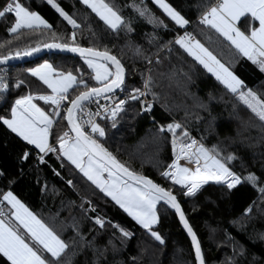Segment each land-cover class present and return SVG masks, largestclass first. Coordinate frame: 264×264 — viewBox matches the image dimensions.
<instances>
[{
    "label": "trees",
    "instance_id": "trees-1",
    "mask_svg": "<svg viewBox=\"0 0 264 264\" xmlns=\"http://www.w3.org/2000/svg\"><path fill=\"white\" fill-rule=\"evenodd\" d=\"M23 2L30 10L46 19L57 36L71 43L72 26L59 16L47 0ZM57 2L81 25L76 30V41L81 46L107 45L114 54L122 58L127 69L135 64L136 71L126 77L130 86L142 88L141 73L147 76V70L151 69L150 75L154 80L152 90L158 97L154 100L152 111L137 115L140 104L135 102L126 106L127 112L121 115L115 128L109 121H100L106 135L99 142L113 155L130 169L149 177L162 187H171L170 181L160 175L173 159L171 133L165 131L157 134V128L175 120L187 127L192 137L198 140L203 137V143L207 147L219 145L226 153L239 157L233 162V170L242 176L248 172L255 173L261 178V184H264V122L236 94L231 93L174 43L175 37L184 30L193 33L196 40L243 81L246 90L251 89L264 98V72L214 29L199 22L204 8L198 5H203L205 0H167L189 20L184 28L175 25L152 0H146L147 7L167 25L166 29L150 24L132 8L126 7L131 0H114L121 15L126 20H132L133 32L127 36L123 31L113 33L108 30L79 0ZM136 2L139 3V0ZM13 22L14 15L0 18V43L11 41V45H6L0 52L6 54L8 47L15 51L17 48L24 49L35 46L37 42L51 40L52 33L46 30L33 32L22 29L16 38L15 34L7 31ZM239 25L244 31H248V22L244 18ZM254 26H258L257 22ZM126 41L140 45L146 54H152L153 63L149 65L141 58L133 61L132 52L127 48L126 54L122 55L120 48ZM169 41L173 43L170 44ZM157 57L160 63H156ZM45 60L60 70H71L74 74L79 67L84 71L86 79L91 72L80 57L63 54H48L33 61L9 66L11 89L6 93L5 103L0 106V115L8 113L14 100L28 93L30 88L33 91H43L46 88L26 72V69ZM16 79L24 80L26 86L16 88ZM90 83L94 84V81ZM149 97L153 100L151 95ZM38 103L43 106V102ZM66 130L67 121L60 120L54 126L50 143L55 144V136ZM177 131L179 133L180 130ZM26 148L32 155L26 162H21L19 156ZM36 152L33 146L26 145V142L0 123V172L3 173L0 177V190H11L32 212L52 225L66 241L74 236L70 225L75 218L85 243L81 246L77 238L75 248L70 246L66 257L68 264H131L130 257L133 256L138 258L137 264H194L191 240L174 209L163 205V202L157 206L160 216L158 231L165 240L161 245L66 159H57L54 154H49L45 157L47 163L39 164ZM9 180H14V183L9 185ZM69 180L73 182V186L68 185ZM173 192L201 242L207 264H225L229 259L234 264H264V201L259 199V193L253 186L242 181L229 190L226 186L210 182L191 198L182 194L180 186L173 187ZM85 200L92 202L95 212L85 211L88 209ZM253 201L256 203L253 204ZM250 205L251 212L246 213ZM96 215L111 221L112 225L119 224L134 235L121 245L120 234L111 225L106 224L100 229L94 224L91 217ZM110 239L118 251L114 252L108 245ZM105 246L108 250L103 256L99 252L94 253V248Z\"/></svg>",
    "mask_w": 264,
    "mask_h": 264
},
{
    "label": "snow or ice",
    "instance_id": "snow-or-ice-1",
    "mask_svg": "<svg viewBox=\"0 0 264 264\" xmlns=\"http://www.w3.org/2000/svg\"><path fill=\"white\" fill-rule=\"evenodd\" d=\"M79 2L90 9L111 32L123 31L126 36L133 32L132 20H126L121 15L114 0ZM47 3L72 26L71 43L57 36L53 26L38 12L30 10L23 0H0V18L14 15V22L7 28L9 34H15L18 38L22 29L33 32L46 30L52 33L50 41L37 42L35 46L17 48L15 51L8 47L6 54L0 52V64L32 56L42 49H55L78 54L91 72L86 79L84 71L79 67L75 69L74 74L71 70L63 71L56 68L47 60L36 67L26 69L27 73L37 78L46 88L43 91H33L30 88L28 93L16 98L10 106V111L0 115V123L26 142V145L33 146V150H38L36 160L39 164L47 163L45 157L49 154H54L57 159H66L104 196L110 197L148 236L161 245L165 240L158 231L160 216L157 205L163 202V205L174 209L180 224L191 239L194 264H207L201 242L186 218L173 187L180 186L182 194L186 198H191L209 182L226 186L231 190L243 181L253 186L259 193V199L264 201V184H261V178L252 172L242 176L234 171L233 162L239 157L226 153L219 145L207 147L203 143V137L200 140L192 137L187 127L175 120L157 128V134L165 131L171 133L173 159L160 172L162 178L171 181V187H162L121 162L99 142L100 138L105 137L106 131L98 121H109L115 128L121 115L126 114V106L135 102L140 104V112L136 113L137 115L150 112L153 104L146 97L151 95L153 100L158 98L152 90L154 80L150 75L151 69L147 70L149 73L147 76L141 73L142 88L130 86L126 77L136 71L135 64L133 63L131 69H127L122 58L114 54L107 45L81 46L76 41V30L80 29L81 25L57 0H47ZM152 3L180 28L189 24V20L167 0H152ZM125 6L132 8L140 18L146 19L150 24L167 28V25L147 7L146 0H139V3L131 0V3ZM198 7L204 8L199 17L201 24L214 29L264 72V0H214V2L205 0V3ZM241 18L248 22V31H242L237 26ZM256 22L258 27L254 26ZM151 42L150 40L149 43ZM174 43L193 57L231 93L236 94L238 99L264 122V98L259 97L251 89L245 90L243 81L207 47L199 40L193 39L186 31L184 35L176 36ZM6 45H11V41L0 43V49ZM125 48L132 52L133 61L135 58H141L149 65L153 63L152 54H146L140 45L126 41L120 48L122 55L126 54ZM156 63H160L158 57ZM90 81H94V84ZM22 86H26L25 81L16 79L15 87ZM10 89L11 85L6 77L0 75V94L9 92ZM118 93H123V98H120ZM38 102H43V106ZM91 104L96 105L95 111L87 107ZM60 120L67 121L68 130L55 136V144L50 143L49 138L53 135L54 126ZM177 130H180L179 133ZM31 155L32 152L26 148L19 159L26 162ZM53 171L59 175L55 169ZM2 176L3 173L0 172V177ZM8 183L11 185L14 180H9ZM67 183L73 186L71 180ZM84 203L88 204L85 211H96L91 201L85 200ZM255 203L253 201V204ZM251 207L250 205L246 209V213L251 212ZM81 208L83 209V203ZM91 219L100 229L106 224L116 229L120 234L121 245L134 235L119 224L112 225L111 221L100 215ZM70 227L74 236L66 241L52 225L32 212L11 190H0V261H3V264H68L66 257L70 246L75 248L77 238L81 246L85 243L80 225L75 218ZM108 245L114 252L118 251L113 240L110 239ZM107 250V246L93 249L94 253L99 252L101 256ZM137 259L135 256L130 257L131 264H137ZM225 264L234 262L229 259Z\"/></svg>",
    "mask_w": 264,
    "mask_h": 264
},
{
    "label": "water",
    "instance_id": "water-1",
    "mask_svg": "<svg viewBox=\"0 0 264 264\" xmlns=\"http://www.w3.org/2000/svg\"><path fill=\"white\" fill-rule=\"evenodd\" d=\"M48 54H63V55H71V56H75V57H79L78 54H75V53H70V52H62L60 50H49V49H42L39 53H36L32 56H26V57H22L20 59H13V60H10L8 61V63L6 64H0V67L2 66H13V65H16V64H20V63H25V62H29V61H33V60H36V59H39L41 57H44ZM179 201V199H178ZM182 207V206H181ZM183 210V208H182ZM184 211V210H183ZM179 219V218H178ZM186 232V231H185ZM187 234V233H186ZM188 236V235H187ZM189 237V236H188ZM190 238V237H189ZM191 240V239H190Z\"/></svg>",
    "mask_w": 264,
    "mask_h": 264
},
{
    "label": "built area",
    "instance_id": "built-area-1",
    "mask_svg": "<svg viewBox=\"0 0 264 264\" xmlns=\"http://www.w3.org/2000/svg\"><path fill=\"white\" fill-rule=\"evenodd\" d=\"M185 31L188 32L187 30H184L180 35H184ZM188 33H190V32H188ZM190 34H191V37L196 40L195 35L193 33H190ZM0 70H2V71H0V75H4L6 77L7 82L10 84V69H9V66H2V67H0ZM6 93L0 94V106H2L5 103ZM118 95L120 96V98H123V96H124V95H121L119 93H118ZM146 99L149 100V101H152V104H153V107H154L155 101L152 100L149 96H147ZM87 107L90 108L91 110L95 111L96 105L95 104H91V105H88ZM153 107H152V109H153ZM152 109H151V111H152ZM150 112H146V113H150ZM100 121L101 120H99L98 122L100 123Z\"/></svg>",
    "mask_w": 264,
    "mask_h": 264
},
{
    "label": "crops",
    "instance_id": "crops-1",
    "mask_svg": "<svg viewBox=\"0 0 264 264\" xmlns=\"http://www.w3.org/2000/svg\"><path fill=\"white\" fill-rule=\"evenodd\" d=\"M241 19H243V18H241ZM240 21H241V20H240ZM240 21L237 22V26H238V27H240V25H239V22H240ZM257 24H258V22H257ZM257 27H258V26H257ZM240 29H241L242 31H244L241 27H240ZM228 42H229V41H228ZM42 63H43V62H42ZM35 67H36V66H35ZM36 79H37V78H36ZM48 91L50 92V90H48ZM49 142H50V138H49ZM37 151H38V150H37Z\"/></svg>",
    "mask_w": 264,
    "mask_h": 264
},
{
    "label": "rangeland",
    "instance_id": "rangeland-1",
    "mask_svg": "<svg viewBox=\"0 0 264 264\" xmlns=\"http://www.w3.org/2000/svg\"><path fill=\"white\" fill-rule=\"evenodd\" d=\"M231 71V70H230ZM246 90V89H245ZM194 138H196V137H194ZM197 139V138H196ZM198 140V139H197ZM144 143V142H143ZM143 143H141L140 145H142L143 147H144V144ZM181 163H184L183 161H181ZM170 181V180H169ZM170 183H171V181H170ZM210 183V182H209ZM159 205V204H158ZM157 205V206H158Z\"/></svg>",
    "mask_w": 264,
    "mask_h": 264
}]
</instances>
